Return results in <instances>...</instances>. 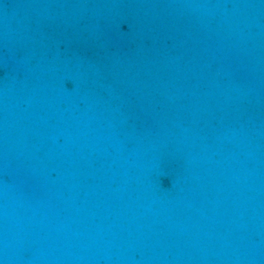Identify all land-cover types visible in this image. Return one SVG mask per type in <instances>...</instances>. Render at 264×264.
<instances>
[{
  "label": "water",
  "instance_id": "95a60500",
  "mask_svg": "<svg viewBox=\"0 0 264 264\" xmlns=\"http://www.w3.org/2000/svg\"><path fill=\"white\" fill-rule=\"evenodd\" d=\"M0 264H264V0H0Z\"/></svg>",
  "mask_w": 264,
  "mask_h": 264
}]
</instances>
